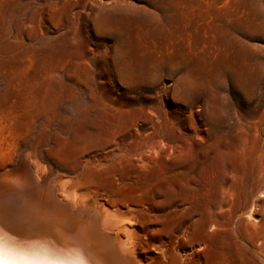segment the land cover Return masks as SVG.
<instances>
[{
  "label": "rangeland",
  "instance_id": "obj_1",
  "mask_svg": "<svg viewBox=\"0 0 264 264\" xmlns=\"http://www.w3.org/2000/svg\"><path fill=\"white\" fill-rule=\"evenodd\" d=\"M0 82V164L131 151L132 193L98 203L136 263L264 264V0H0ZM62 109L99 129L80 157Z\"/></svg>",
  "mask_w": 264,
  "mask_h": 264
},
{
  "label": "bare ground",
  "instance_id": "obj_2",
  "mask_svg": "<svg viewBox=\"0 0 264 264\" xmlns=\"http://www.w3.org/2000/svg\"><path fill=\"white\" fill-rule=\"evenodd\" d=\"M2 86L0 82V89ZM71 112L62 109L67 124L64 128L57 125L58 132H54L64 144L58 149L64 159L80 157L82 140L97 136L99 131L80 123ZM131 154L117 147L108 156V165L98 158L74 160L70 166L53 160L45 165L40 158L44 152L39 153L31 139L20 145L8 161L0 164V229L6 240L15 248L63 260L138 264L133 260L131 230L126 227L133 222L98 203L102 184L113 191L120 186L132 193L136 181L133 169L130 164L121 166V158ZM85 167L99 179L90 191L81 186Z\"/></svg>",
  "mask_w": 264,
  "mask_h": 264
},
{
  "label": "snow or ice",
  "instance_id": "obj_3",
  "mask_svg": "<svg viewBox=\"0 0 264 264\" xmlns=\"http://www.w3.org/2000/svg\"><path fill=\"white\" fill-rule=\"evenodd\" d=\"M0 264H86L82 258L63 260L15 248L0 229Z\"/></svg>",
  "mask_w": 264,
  "mask_h": 264
}]
</instances>
